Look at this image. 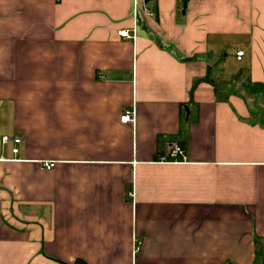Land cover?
<instances>
[{
  "label": "crops",
  "instance_id": "obj_1",
  "mask_svg": "<svg viewBox=\"0 0 264 264\" xmlns=\"http://www.w3.org/2000/svg\"><path fill=\"white\" fill-rule=\"evenodd\" d=\"M78 258L264 264V0H0V264Z\"/></svg>",
  "mask_w": 264,
  "mask_h": 264
},
{
  "label": "built area",
  "instance_id": "obj_2",
  "mask_svg": "<svg viewBox=\"0 0 264 264\" xmlns=\"http://www.w3.org/2000/svg\"><path fill=\"white\" fill-rule=\"evenodd\" d=\"M137 1L134 0V11L137 12ZM119 36L122 38H131L134 35L130 33L129 30L123 29L118 31ZM244 54V51H238L237 56L240 58ZM121 119L123 121H132L134 119V112L131 109H128L122 114ZM2 141L4 143H11V151L14 154L19 153V146L22 142L20 136H9L5 134L2 136ZM185 153V149L179 145L177 142H169L168 149L165 153L161 154L158 158L160 162H177L180 160V157L183 156ZM46 168L50 169L53 168L56 164L55 160H44L42 163Z\"/></svg>",
  "mask_w": 264,
  "mask_h": 264
},
{
  "label": "trees",
  "instance_id": "obj_3",
  "mask_svg": "<svg viewBox=\"0 0 264 264\" xmlns=\"http://www.w3.org/2000/svg\"><path fill=\"white\" fill-rule=\"evenodd\" d=\"M200 81H203L202 78H198L195 80L193 86L191 87L190 89V96L192 97L193 96V92H194V89L195 87L197 86V84L200 82ZM75 264H88L84 259L82 258H78L76 261H75Z\"/></svg>",
  "mask_w": 264,
  "mask_h": 264
},
{
  "label": "rangeland",
  "instance_id": "obj_4",
  "mask_svg": "<svg viewBox=\"0 0 264 264\" xmlns=\"http://www.w3.org/2000/svg\"><path fill=\"white\" fill-rule=\"evenodd\" d=\"M229 65H231V64H229Z\"/></svg>",
  "mask_w": 264,
  "mask_h": 264
}]
</instances>
